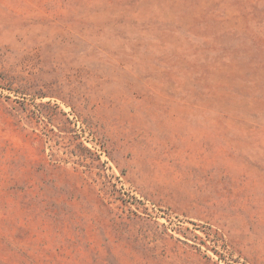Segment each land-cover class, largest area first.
I'll return each instance as SVG.
<instances>
[{"label":"rangeland","instance_id":"obj_1","mask_svg":"<svg viewBox=\"0 0 264 264\" xmlns=\"http://www.w3.org/2000/svg\"><path fill=\"white\" fill-rule=\"evenodd\" d=\"M0 264H264V0H0Z\"/></svg>","mask_w":264,"mask_h":264}]
</instances>
